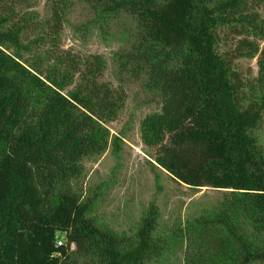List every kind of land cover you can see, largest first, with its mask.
I'll return each instance as SVG.
<instances>
[{"label":"trees","instance_id":"1","mask_svg":"<svg viewBox=\"0 0 264 264\" xmlns=\"http://www.w3.org/2000/svg\"><path fill=\"white\" fill-rule=\"evenodd\" d=\"M81 1L99 26L134 21L118 62L158 92L160 110L140 121L152 160L178 182L223 191L184 226V264H264V149L252 134L264 96L232 60L259 52L264 0ZM31 2L0 0V264H147L166 246L157 208L117 232L74 184L82 158L107 148L125 93L100 81V54L60 48L71 0H49L41 21ZM226 35L239 36L231 53Z\"/></svg>","mask_w":264,"mask_h":264},{"label":"rangeland","instance_id":"2","mask_svg":"<svg viewBox=\"0 0 264 264\" xmlns=\"http://www.w3.org/2000/svg\"><path fill=\"white\" fill-rule=\"evenodd\" d=\"M31 3L28 9L36 13L37 20L49 18V0ZM71 3L58 34L60 48L79 55L100 54L105 62L100 81L125 93L116 119L106 124L110 132L107 148L82 158L83 172L74 184L90 203V214L99 225L117 232H132L148 208L155 206L158 219L154 234L166 246L158 258L147 264H184L185 240L181 234L184 226L214 206L223 191L209 186L195 188L176 181L156 165L152 160L153 150L142 143L140 121L145 115L160 110V98L157 91L144 84V75L119 67V55L128 51L134 42L133 19L122 14L99 26L83 1L71 0ZM238 38L223 36L220 49L231 53ZM258 43V53L232 57V60L237 73L245 82H255L257 95L264 96V40ZM258 76H261V85ZM252 134L264 149V109ZM57 241L63 244L64 236L59 235Z\"/></svg>","mask_w":264,"mask_h":264},{"label":"built area","instance_id":"3","mask_svg":"<svg viewBox=\"0 0 264 264\" xmlns=\"http://www.w3.org/2000/svg\"><path fill=\"white\" fill-rule=\"evenodd\" d=\"M57 243L60 245V241H57ZM71 248H74V246H73V245H71Z\"/></svg>","mask_w":264,"mask_h":264}]
</instances>
